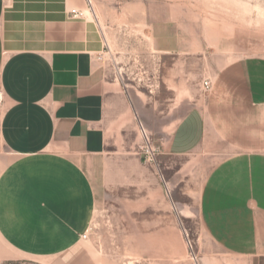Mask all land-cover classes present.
<instances>
[{"label":"crops","instance_id":"obj_1","mask_svg":"<svg viewBox=\"0 0 264 264\" xmlns=\"http://www.w3.org/2000/svg\"><path fill=\"white\" fill-rule=\"evenodd\" d=\"M180 42L157 34L160 55L142 59L145 80L129 79L122 67L103 62L100 31L73 18L68 0H0L5 239L37 259L75 250L98 205L95 177L107 161L133 157L139 120L161 154L183 156L203 143L209 121L222 118L216 108L224 106L232 111V141L264 147V57L221 68L204 106H193L200 99L189 95L190 58L173 55L182 51ZM254 164L245 158L246 169Z\"/></svg>","mask_w":264,"mask_h":264},{"label":"rangeland","instance_id":"obj_2","mask_svg":"<svg viewBox=\"0 0 264 264\" xmlns=\"http://www.w3.org/2000/svg\"><path fill=\"white\" fill-rule=\"evenodd\" d=\"M68 1L100 31L103 62L129 79L145 80L142 59L160 55L157 34L181 40L173 55L190 58L189 95L200 99L193 106H204L221 68L264 57V0ZM230 109L216 108L222 118L209 121L203 143L187 155L136 162L139 135L133 157L107 161L95 177L99 201L87 238L79 235L75 250L37 259L0 234V264H264V147L232 141ZM247 156L253 170L244 166Z\"/></svg>","mask_w":264,"mask_h":264},{"label":"built area","instance_id":"obj_3","mask_svg":"<svg viewBox=\"0 0 264 264\" xmlns=\"http://www.w3.org/2000/svg\"><path fill=\"white\" fill-rule=\"evenodd\" d=\"M87 2L88 5L91 6L90 0H87ZM70 14L72 15L73 18L85 19L84 13L80 9H72L70 10ZM100 58H102V56H100ZM202 87L204 90H209L211 88V84L209 81L204 80L202 83ZM3 96H4L3 90L0 89V113H1V108L4 104ZM138 127L142 138V144L139 146L140 158L147 165H156L158 161V156L161 154V150L156 144H154L152 136L150 135V133L147 131L144 124L140 120L138 121ZM87 233L88 231H86L82 235L83 239L87 238Z\"/></svg>","mask_w":264,"mask_h":264},{"label":"bare ground","instance_id":"obj_4","mask_svg":"<svg viewBox=\"0 0 264 264\" xmlns=\"http://www.w3.org/2000/svg\"><path fill=\"white\" fill-rule=\"evenodd\" d=\"M251 5V4H250ZM249 7V6H248ZM253 8V7H252ZM262 9V8H261ZM246 10H248V9H246ZM246 10H244V12L246 11ZM259 10V9H258ZM250 11H252V10H250ZM261 11H263V9L261 10ZM253 12V11H252ZM258 12V11H257ZM257 12H255V13H257ZM85 14V13H84ZM258 14V13H257ZM262 14L263 13H261V15L260 14H258V15H260V16H262ZM255 15V14H254ZM264 16V15H263ZM264 18V17H263ZM257 24V23H256Z\"/></svg>","mask_w":264,"mask_h":264}]
</instances>
